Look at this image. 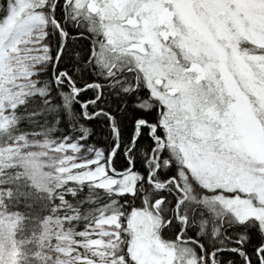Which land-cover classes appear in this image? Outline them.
<instances>
[{
  "label": "snow or ice",
  "instance_id": "obj_1",
  "mask_svg": "<svg viewBox=\"0 0 264 264\" xmlns=\"http://www.w3.org/2000/svg\"><path fill=\"white\" fill-rule=\"evenodd\" d=\"M0 264H264V0H0Z\"/></svg>",
  "mask_w": 264,
  "mask_h": 264
}]
</instances>
